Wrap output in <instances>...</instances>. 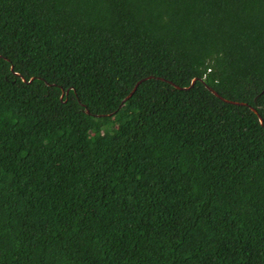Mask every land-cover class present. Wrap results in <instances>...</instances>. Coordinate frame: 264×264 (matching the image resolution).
<instances>
[{
  "label": "trees",
  "instance_id": "1",
  "mask_svg": "<svg viewBox=\"0 0 264 264\" xmlns=\"http://www.w3.org/2000/svg\"><path fill=\"white\" fill-rule=\"evenodd\" d=\"M0 264H264V0H0Z\"/></svg>",
  "mask_w": 264,
  "mask_h": 264
},
{
  "label": "water",
  "instance_id": "2",
  "mask_svg": "<svg viewBox=\"0 0 264 264\" xmlns=\"http://www.w3.org/2000/svg\"><path fill=\"white\" fill-rule=\"evenodd\" d=\"M11 71L14 73V68L13 66H11ZM15 75L19 76V74L17 73H14ZM21 77L22 81H25V78H23L22 76H19ZM151 78V77H150ZM33 81V79L30 80L29 83H31ZM197 79H193L192 82H191V85L189 87H179V86H176L174 85V87L178 90H182V91H190L191 89H193L197 83ZM141 84V81L137 83V85L134 87L133 91L128 95V97L126 99H124L123 103H125L127 100H129L133 94L136 92L138 86ZM207 89L213 94L215 95L217 98L221 99L223 102L225 103H229V104H232V105H235V106H246V107H249L248 104H244V103H238V102H233V101H229V100H226L224 98H222L216 91H214L212 88L210 87H207ZM65 95H68V91L67 92H63L62 95H61V100L65 97ZM259 118L260 120V123L263 125V119L262 117L258 114L257 110L255 108H250ZM89 113V112H87Z\"/></svg>",
  "mask_w": 264,
  "mask_h": 264
},
{
  "label": "clouds",
  "instance_id": "3",
  "mask_svg": "<svg viewBox=\"0 0 264 264\" xmlns=\"http://www.w3.org/2000/svg\"><path fill=\"white\" fill-rule=\"evenodd\" d=\"M207 87V86H206Z\"/></svg>",
  "mask_w": 264,
  "mask_h": 264
}]
</instances>
